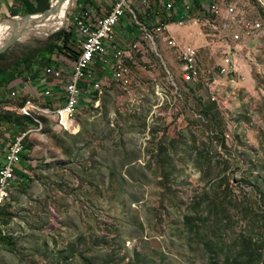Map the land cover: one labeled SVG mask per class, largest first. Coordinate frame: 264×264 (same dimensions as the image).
I'll use <instances>...</instances> for the list:
<instances>
[{
  "label": "rangeland",
  "instance_id": "rangeland-1",
  "mask_svg": "<svg viewBox=\"0 0 264 264\" xmlns=\"http://www.w3.org/2000/svg\"><path fill=\"white\" fill-rule=\"evenodd\" d=\"M78 1L59 29L0 53V70L16 71L23 56L74 28ZM232 2L264 22V0ZM27 14L2 16L0 27ZM60 14L35 29L52 31ZM170 28L198 48L202 80L184 81L178 49L144 39L126 62L127 83L106 67L103 92L69 122L40 113L39 128L21 134L22 166L0 210V264H264V30L234 43L208 22ZM229 43L237 75L221 70ZM11 96L5 102L18 108L30 98ZM7 112L0 104V120ZM17 133L0 125L2 152Z\"/></svg>",
  "mask_w": 264,
  "mask_h": 264
},
{
  "label": "built area",
  "instance_id": "built-area-1",
  "mask_svg": "<svg viewBox=\"0 0 264 264\" xmlns=\"http://www.w3.org/2000/svg\"><path fill=\"white\" fill-rule=\"evenodd\" d=\"M89 3L91 7L78 3L74 8L78 50L70 59V73L56 59L43 71L46 76L62 79L64 94L54 96L51 89L43 93L33 92L28 86L11 92L61 107L64 120L68 122L74 117L76 108H81L84 102L93 103V96L103 92L106 80L100 78L99 73L106 67L110 69L112 81H129L126 62L140 51L144 39L154 49H157V38L178 49L184 81L202 80L206 73L199 63L198 48L178 41L170 28L173 24L181 26L192 21L208 22L219 27L234 43L241 42L244 37L254 38L264 30L263 21L245 17L232 0H90ZM128 15L134 22L127 18ZM131 25L137 28L135 34ZM123 36L127 39L123 40ZM228 47L221 70L222 73L237 75V50L232 52L230 43ZM234 48L237 49V45ZM209 73L208 80L211 79ZM50 96L53 101L48 99ZM17 109L18 114L33 112L29 108ZM41 119L42 116H39V122ZM29 128H39V123ZM25 139L21 138V133L13 135L4 150V160L0 164V210L4 205L1 204V193L15 186L19 164L26 150ZM3 231L0 223V234Z\"/></svg>",
  "mask_w": 264,
  "mask_h": 264
},
{
  "label": "trees",
  "instance_id": "trees-1",
  "mask_svg": "<svg viewBox=\"0 0 264 264\" xmlns=\"http://www.w3.org/2000/svg\"><path fill=\"white\" fill-rule=\"evenodd\" d=\"M76 0H74L75 3ZM80 1V0H79ZM78 1V3H79ZM23 7H25V10L29 13L42 11L45 9H49L51 7V0H20ZM59 0L55 1L52 5L53 9L59 8ZM21 10L13 9L11 13H19ZM56 11H54L52 14H54ZM20 17V16H16ZM43 16L42 15H33L30 19L34 21H39ZM16 21H21L24 23H33L32 21H24L21 18H15ZM12 21V20H11ZM5 26H3L4 28ZM74 28H71L69 31L60 30L54 35V39H51L47 45H45L43 48L39 49L37 53L34 54H27L23 56L18 62H17V68L16 71H12L10 73L8 80H11L17 76H22L25 74V72H34L36 70L34 65H38V70H36L34 73L37 74V72L44 69L47 65H50L51 63H55L56 60L54 59L52 53H59V52H66L69 53L70 56H74L76 52L72 49V45H76V35H75ZM61 43L59 44V42ZM65 48V49H64ZM69 50L68 52L66 51ZM72 52V53H71ZM74 53V54H73ZM31 73H27L26 75H29ZM3 82V81H2ZM47 104V103H43ZM1 122H3L5 125L13 126L18 133L24 134L30 125L37 124L34 119L29 115H23L18 114L17 112L9 111L2 115ZM10 198V197H9Z\"/></svg>",
  "mask_w": 264,
  "mask_h": 264
},
{
  "label": "crops",
  "instance_id": "crops-1",
  "mask_svg": "<svg viewBox=\"0 0 264 264\" xmlns=\"http://www.w3.org/2000/svg\"><path fill=\"white\" fill-rule=\"evenodd\" d=\"M30 1H34V0H30ZM200 1H202V0H200ZM80 2L81 3H79V5L87 4L88 7H91V4L89 3L90 0H80ZM13 9H18V10L23 11V10H25V7L22 6L20 0H0V17L11 13V11ZM124 24H126V21L124 22ZM128 29L131 30L132 28L130 29L128 26ZM131 31H133V29ZM54 59H56V58H54ZM62 59H63L62 57L59 58V60H60L59 64L61 66H63L67 70V72L70 73L71 66H72L71 63L67 60L63 61ZM34 66H35L36 70H38V67L36 65H34ZM43 71H44V69L42 71L37 72V74L34 72L33 73L32 72H25V74H23L22 76H17L15 78L7 81V79L10 76V72L0 70V104L2 105V108L4 110H9V111H15L16 110V112H18V109H17L18 105L11 104L10 102L6 103L5 101H8L7 99H16V98H13L11 96V92L16 91V90H18L24 86L31 87L33 92L37 91V92L43 93L45 90L51 89L54 96L63 95L64 94V87H63L62 79H58V78H55L52 76H46L43 73ZM27 73H31V74L26 75ZM48 99L50 101H53L52 96H50ZM23 107L21 106L20 108L23 109ZM53 107H55V106H53ZM0 125L6 126L1 121H0ZM7 144H8V142L3 145V149H6ZM3 157H4V152H2V149L0 148V164L3 163V160H4ZM19 166H22V165H19Z\"/></svg>",
  "mask_w": 264,
  "mask_h": 264
},
{
  "label": "bare ground",
  "instance_id": "bare-ground-1",
  "mask_svg": "<svg viewBox=\"0 0 264 264\" xmlns=\"http://www.w3.org/2000/svg\"><path fill=\"white\" fill-rule=\"evenodd\" d=\"M74 3V0H60V6L59 8L55 9L54 11L60 9L61 14L59 17V21L57 24V27H52V31H49L47 33H43V30L41 29H35V27L39 26L41 21L43 20L44 17H42L39 21H34L32 19H22L24 21H32L35 22L33 23H24L21 21H16V20H10L9 23L5 25L4 28L0 27V47L4 45V43L9 40V38L14 34V33H19L21 34V37L19 39H22L23 37H28V36H38V37H45L48 34L56 31L60 27L64 25L68 18V12L70 8L72 7ZM53 11V12H54ZM52 12V13H53ZM15 18H21V17H15ZM14 18V19H15ZM45 39V38H43ZM31 109L33 112H26L25 114L31 116L36 122H39V119H37L38 115L41 113L43 114H53L56 113L58 114L63 120H64V114L61 112V107H53V106H41L40 103L35 101L33 98H29L28 101L26 102L25 106L23 109ZM80 108H76L74 111V114L79 111ZM24 138V137H21ZM9 190H6L5 192L1 193V204L5 200ZM8 197V196H7Z\"/></svg>",
  "mask_w": 264,
  "mask_h": 264
},
{
  "label": "water",
  "instance_id": "water-1",
  "mask_svg": "<svg viewBox=\"0 0 264 264\" xmlns=\"http://www.w3.org/2000/svg\"><path fill=\"white\" fill-rule=\"evenodd\" d=\"M54 11L53 7H50L49 9H45L42 11H38V12H33V13H29L23 17H21V19H30L31 16L33 15H42L45 19L49 18L50 15L52 14V12ZM16 16H14L12 18V20H14ZM21 37V34H17L14 33L9 40L2 46L0 47V53H2L3 51H5L11 44H13L16 40H19V38Z\"/></svg>",
  "mask_w": 264,
  "mask_h": 264
}]
</instances>
